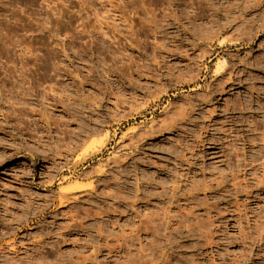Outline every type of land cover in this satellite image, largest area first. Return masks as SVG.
Returning <instances> with one entry per match:
<instances>
[{
	"label": "rangeland",
	"instance_id": "rangeland-1",
	"mask_svg": "<svg viewBox=\"0 0 264 264\" xmlns=\"http://www.w3.org/2000/svg\"><path fill=\"white\" fill-rule=\"evenodd\" d=\"M0 94V264H264V0H0Z\"/></svg>",
	"mask_w": 264,
	"mask_h": 264
},
{
	"label": "bare ground",
	"instance_id": "bare-ground-1",
	"mask_svg": "<svg viewBox=\"0 0 264 264\" xmlns=\"http://www.w3.org/2000/svg\"><path fill=\"white\" fill-rule=\"evenodd\" d=\"M2 43H3V45H7V43H6L5 41H3ZM10 44H12V43H10ZM15 90H17V88H15ZM1 96H2V94H0V97H1ZM46 123H49L48 120H46ZM52 130H53V128H48V131H52ZM91 147H92V146H91ZM92 149H94V148H92ZM75 185H76V184H75ZM77 189H78V186H74V185H73V186H70V187L66 188V189L63 190L62 192H60L59 203L61 204V206L64 205V202H65V201L63 200V198H65V197L67 196V193H68V192H71V193H72V192L76 191ZM69 194H70V193H69ZM150 221H151V220H150ZM144 223H145L146 225L148 224V222H144ZM144 223H142L143 226L145 225ZM150 223H151V222H150ZM150 223H149V224H150ZM142 225H139V227H138V230H139V231H140L141 229H143L144 227L147 228L146 225H145L144 227H143ZM140 226H142L143 228L140 227ZM150 227H151V226H150ZM150 227H148V228H150ZM139 228H141V229H139ZM146 228H145V229H146ZM145 229H143V230H145ZM99 230H100V229H98V231H99ZM134 230H136V231L138 232L137 229H134ZM134 230H133V231H134ZM136 231H135V232H136ZM146 231H147V230H145V232H146ZM130 233H132V232H130ZM133 233H134V232H133ZM153 233H154V232H153ZM100 235H102V234H100ZM100 235H97V236H100ZM122 235H123V234H122ZM124 236H125V235H124ZM124 236H123V237H124ZM131 236H132V235H131ZM101 237H102V236H101ZM125 237H126V236H125ZM133 237H134V235H133ZM135 237L137 238V236H135ZM138 237H139V236H138ZM98 238H99V237H98ZM105 238H107V236H106ZM118 238H119V237H118ZM120 238H121V237H120ZM126 238H128V237H126ZM126 238H125V239H126ZM129 238H130V237H129ZM123 239H124V238H123ZM125 239H124V241L127 242V240H125ZM132 239H133V238H132ZM120 240H121V239H120ZM133 241H134V240H133ZM119 242H120V241H119ZM119 242H118V240H117V243H119ZM105 243H106V242H105ZM122 243H123V242H122ZM124 243H125V242H124ZM119 244H120V243H119ZM93 246H94V245H93ZM96 246H97V245H96ZM102 246H103V245H102ZM113 246H114V244H113ZM115 246H118V245H115ZM122 246H124V245H122ZM109 247H111V246H109ZM120 247H121V245H120ZM120 247H119V248H120ZM94 248H95V247H94ZM94 248H93V249H94ZM103 248H104V247H103ZM106 248H108V247H106ZM111 248H112V247H111ZM117 248H118V247H117ZM119 248H118V249H119ZM124 248H125V247H124ZM109 249H110V248H109ZM113 249H114V248H113ZM116 250H117V249H115V251H116ZM98 252H99V251H98ZM118 252H119V251H118ZM100 253H101V252H100ZM116 253H117V252H116ZM117 254H118V253H117ZM89 256H90V255H89ZM78 257H79V256H78ZM82 258H83V257H82ZM82 258H81V259H82ZM86 260H87V259H86ZM118 260H119V259H117V261H118ZM120 260H121V258H120ZM83 261H84V260H83ZM69 262L71 263V260H69ZM72 262H73V261H72ZM115 262H116V261H115ZM120 262H121V261H120ZM70 263H69V264H70ZM74 263H75V262H74ZM76 263H77V262H76ZM78 263H81V262H78ZM116 263H118V262H116ZM121 263H122V262H121ZM151 263H152V262H151ZM72 264H73V263H72ZM84 264H85V263H84ZM86 264H87V263H86ZM118 264H120V263H118ZM148 264H149V263H148Z\"/></svg>",
	"mask_w": 264,
	"mask_h": 264
}]
</instances>
